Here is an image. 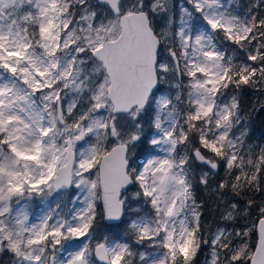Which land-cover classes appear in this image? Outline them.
Masks as SVG:
<instances>
[{"label": "snow or ice", "instance_id": "obj_1", "mask_svg": "<svg viewBox=\"0 0 264 264\" xmlns=\"http://www.w3.org/2000/svg\"><path fill=\"white\" fill-rule=\"evenodd\" d=\"M239 8L0 0V264H264V0Z\"/></svg>", "mask_w": 264, "mask_h": 264}, {"label": "trees", "instance_id": "obj_2", "mask_svg": "<svg viewBox=\"0 0 264 264\" xmlns=\"http://www.w3.org/2000/svg\"><path fill=\"white\" fill-rule=\"evenodd\" d=\"M235 2L240 5L238 11L242 13L246 8L245 4L248 3L249 0H235ZM242 99L245 109H250L256 101V94L252 92L251 89H248L242 93ZM250 130L252 135V142L264 143V111H260L258 105L257 111L254 112L251 117ZM198 194L204 199H210L208 194L205 193L202 189L199 190ZM6 260L7 258H5V264Z\"/></svg>", "mask_w": 264, "mask_h": 264}, {"label": "rangeland", "instance_id": "obj_3", "mask_svg": "<svg viewBox=\"0 0 264 264\" xmlns=\"http://www.w3.org/2000/svg\"><path fill=\"white\" fill-rule=\"evenodd\" d=\"M248 3L245 4L247 6ZM210 198V197H209ZM209 203H211V198L209 199ZM46 202L42 201L39 197L34 198L30 202V210L33 212V215H38L40 210H42L45 207ZM216 219L214 210L208 214V220L209 222H213ZM123 233H120L122 235ZM204 256L201 254L198 260V264H203Z\"/></svg>", "mask_w": 264, "mask_h": 264}]
</instances>
